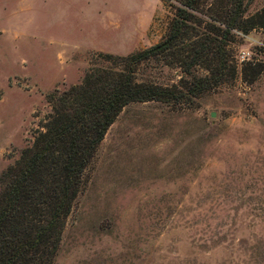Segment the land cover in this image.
<instances>
[{"label": "rangeland", "instance_id": "rangeland-1", "mask_svg": "<svg viewBox=\"0 0 264 264\" xmlns=\"http://www.w3.org/2000/svg\"><path fill=\"white\" fill-rule=\"evenodd\" d=\"M179 1H162L141 39L133 31L161 0H0V176L33 143L49 94L80 85L102 54L161 43ZM262 8L253 0L246 16ZM236 34L233 82L183 111L123 110L85 173L55 264H264V31ZM250 63L263 68L255 80ZM182 75L157 62L139 71L164 86Z\"/></svg>", "mask_w": 264, "mask_h": 264}, {"label": "trees", "instance_id": "trees-1", "mask_svg": "<svg viewBox=\"0 0 264 264\" xmlns=\"http://www.w3.org/2000/svg\"><path fill=\"white\" fill-rule=\"evenodd\" d=\"M252 1L180 0L170 5L161 43L128 56L102 54L105 65L92 67L80 85L48 95L50 112L33 143L0 176V264H55L85 173L127 106L156 102L183 111L237 78L236 33L264 31V8L246 16ZM153 62L183 75L170 86L140 79V68ZM252 66L255 80L263 68Z\"/></svg>", "mask_w": 264, "mask_h": 264}, {"label": "crops", "instance_id": "crops-1", "mask_svg": "<svg viewBox=\"0 0 264 264\" xmlns=\"http://www.w3.org/2000/svg\"><path fill=\"white\" fill-rule=\"evenodd\" d=\"M161 9H162V0L158 4L157 9L154 12H152V14L150 13V17L147 19V21L145 23H143V25L140 26L139 28H136V30L133 31V32H135L137 35L139 34L141 39H144V38L148 37L149 36V32L151 31V29L154 26L155 19L158 16V14H159V12H160ZM120 30L121 29L119 28V31ZM133 32L130 31V30H126L125 31V34H124V37L125 38H129V39L130 38H134L132 34L135 35V33H133ZM109 53L110 54H114V55H127L130 52H109Z\"/></svg>", "mask_w": 264, "mask_h": 264}]
</instances>
